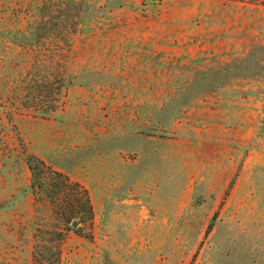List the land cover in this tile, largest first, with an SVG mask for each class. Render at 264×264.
Returning a JSON list of instances; mask_svg holds the SVG:
<instances>
[{
    "label": "rangeland",
    "instance_id": "1",
    "mask_svg": "<svg viewBox=\"0 0 264 264\" xmlns=\"http://www.w3.org/2000/svg\"><path fill=\"white\" fill-rule=\"evenodd\" d=\"M43 17L76 26L66 61ZM30 157L89 192L61 264H264V6L0 0V264L53 213Z\"/></svg>",
    "mask_w": 264,
    "mask_h": 264
},
{
    "label": "trees",
    "instance_id": "2",
    "mask_svg": "<svg viewBox=\"0 0 264 264\" xmlns=\"http://www.w3.org/2000/svg\"><path fill=\"white\" fill-rule=\"evenodd\" d=\"M234 1L250 2L264 6V0ZM83 3L84 1L81 4ZM66 5H69L68 1ZM52 18L55 20L60 19L59 15H54ZM48 22L44 17L40 20L39 27L36 29L45 33L40 35L39 38L45 37L47 31H57L56 37H60L63 41L61 47L58 46L57 48L61 51L62 54L60 56L64 61L72 50L73 38L75 37L77 28L76 26L67 28V25H63L62 23H54L49 26ZM62 29H65V31ZM50 58L54 59L53 57ZM37 82L35 80V83ZM59 94V91L39 90V93L33 97V108L38 110V113L42 116H49L58 107ZM39 98L42 100L38 101L35 105V101ZM27 104L25 103V105ZM34 161H37L41 165H44V163L34 157H30L29 159L30 169L36 185L40 187L41 192L47 193L51 199L50 204L53 213L48 217L49 219L45 225H40L36 230L33 264H61V245L67 232L75 231L77 234L82 235L81 225L87 224L93 219V208L89 192L80 183L72 181L68 175L58 171L48 170L47 177H41L43 172L39 173L37 171L36 166L33 164ZM75 223L76 225H74Z\"/></svg>",
    "mask_w": 264,
    "mask_h": 264
},
{
    "label": "crops",
    "instance_id": "3",
    "mask_svg": "<svg viewBox=\"0 0 264 264\" xmlns=\"http://www.w3.org/2000/svg\"><path fill=\"white\" fill-rule=\"evenodd\" d=\"M32 259H33V253H32ZM12 262V261H11Z\"/></svg>",
    "mask_w": 264,
    "mask_h": 264
},
{
    "label": "water",
    "instance_id": "4",
    "mask_svg": "<svg viewBox=\"0 0 264 264\" xmlns=\"http://www.w3.org/2000/svg\"><path fill=\"white\" fill-rule=\"evenodd\" d=\"M74 225H76V223Z\"/></svg>",
    "mask_w": 264,
    "mask_h": 264
}]
</instances>
